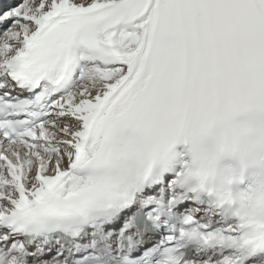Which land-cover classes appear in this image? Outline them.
I'll return each instance as SVG.
<instances>
[{
	"label": "snow or ice",
	"instance_id": "1",
	"mask_svg": "<svg viewBox=\"0 0 264 264\" xmlns=\"http://www.w3.org/2000/svg\"><path fill=\"white\" fill-rule=\"evenodd\" d=\"M0 264H264V0H0Z\"/></svg>",
	"mask_w": 264,
	"mask_h": 264
}]
</instances>
